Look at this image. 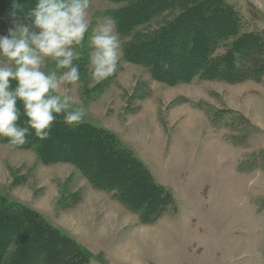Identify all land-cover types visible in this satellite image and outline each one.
Returning a JSON list of instances; mask_svg holds the SVG:
<instances>
[{"label": "rangeland", "instance_id": "374dc122", "mask_svg": "<svg viewBox=\"0 0 264 264\" xmlns=\"http://www.w3.org/2000/svg\"><path fill=\"white\" fill-rule=\"evenodd\" d=\"M229 3L245 31L264 35V0ZM124 5L89 0L90 27L74 61L80 80L62 85L61 93L68 89L70 105L82 110L83 121L116 136L171 194L174 210L142 224L111 193L92 189L74 165H43L36 147L11 149L1 139L0 194L71 237L88 254V264H264V75L258 82L199 76L175 86L156 82L123 56L125 44L146 25L120 36L117 69L100 85L90 75L89 40ZM10 26L8 17H0V35ZM43 70L57 78L65 71L51 60ZM54 190L53 206L55 196L50 201L47 196ZM61 190L79 195V201L60 207ZM75 212L87 213L92 227L81 217L71 220Z\"/></svg>", "mask_w": 264, "mask_h": 264}, {"label": "trees", "instance_id": "16d2710c", "mask_svg": "<svg viewBox=\"0 0 264 264\" xmlns=\"http://www.w3.org/2000/svg\"><path fill=\"white\" fill-rule=\"evenodd\" d=\"M125 5L110 12L120 36L136 31L125 44L124 60L146 68L156 82L175 86L202 80L239 83L262 81L264 35L244 30L241 16L229 0H110ZM25 12L37 0H18ZM12 0H0V17H8ZM154 29L150 27H153ZM150 29V30H149ZM108 79L100 85H105ZM15 81L10 82L14 89ZM101 88V87H100ZM145 95H140L143 100ZM18 126H26L23 106ZM70 109H75L70 105ZM7 144V138H0ZM17 149L36 147L41 164L69 163L78 168L95 190L117 198L142 224H151L174 210V199L110 131L83 120L76 126L57 116L46 140L31 133ZM64 190V189H63ZM61 193L60 207L79 201L77 194ZM88 254L36 211L0 194V264H88Z\"/></svg>", "mask_w": 264, "mask_h": 264}, {"label": "clouds", "instance_id": "9594fccd", "mask_svg": "<svg viewBox=\"0 0 264 264\" xmlns=\"http://www.w3.org/2000/svg\"><path fill=\"white\" fill-rule=\"evenodd\" d=\"M89 0H37L35 7L25 12V6L12 0L8 14L10 27L0 35V138H7L5 147L14 149L27 142L30 130L35 138L48 139L57 116L63 123L78 125L82 110L70 109L71 97L62 85L80 80L77 51L83 46L90 24ZM88 47L91 78L97 83L115 73L120 59L121 41L117 21L105 18L90 37ZM57 69H65L57 78L55 72H45L47 61ZM15 81L14 89L10 82ZM23 106L26 126H18Z\"/></svg>", "mask_w": 264, "mask_h": 264}, {"label": "crops", "instance_id": "0c3cea01", "mask_svg": "<svg viewBox=\"0 0 264 264\" xmlns=\"http://www.w3.org/2000/svg\"><path fill=\"white\" fill-rule=\"evenodd\" d=\"M102 128V127H101ZM158 142H159V140H158ZM50 184L52 183V179H50L49 181H48ZM51 185H53L54 187H56L53 183L51 184ZM44 188H48V186H44ZM93 189V188H92ZM96 192H100V191H96ZM101 193V192H100ZM57 191H55L54 190V194L52 195V192L50 193V195L49 196H47V198H48V200L50 201V199H51V197H54L55 196V198H54V202H53V206H54V203H55V201H56V198H57ZM42 197H46V196H44V195H42ZM21 203V202H20ZM31 203H33V205H32V208H35V206H34V203H35V200H32L31 201ZM23 204V203H22ZM51 210H53V209H50V211ZM49 211V210H48ZM71 217V220L72 219H76L77 217H81L82 218V220H83V222L84 223H87V224H89L91 227H92V223L90 222V220H88L89 219V216H87V213H86V215L84 214V213H80V212H75V213H73L72 215H70ZM73 220V221H74ZM107 222H105L104 224H103V226H104V228L107 226V225H105ZM85 225V224H84ZM94 227V226H93ZM95 228H98V227H95ZM103 228V229H104Z\"/></svg>", "mask_w": 264, "mask_h": 264}]
</instances>
